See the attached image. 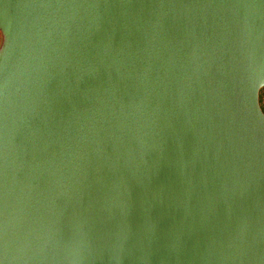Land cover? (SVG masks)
Segmentation results:
<instances>
[{"label": "water", "instance_id": "95a60500", "mask_svg": "<svg viewBox=\"0 0 264 264\" xmlns=\"http://www.w3.org/2000/svg\"><path fill=\"white\" fill-rule=\"evenodd\" d=\"M0 264H264V0H0Z\"/></svg>", "mask_w": 264, "mask_h": 264}, {"label": "rangeland", "instance_id": "374dc122", "mask_svg": "<svg viewBox=\"0 0 264 264\" xmlns=\"http://www.w3.org/2000/svg\"><path fill=\"white\" fill-rule=\"evenodd\" d=\"M259 103H260V106L264 112V89L260 91V94H259Z\"/></svg>", "mask_w": 264, "mask_h": 264}, {"label": "clouds", "instance_id": "9594fccd", "mask_svg": "<svg viewBox=\"0 0 264 264\" xmlns=\"http://www.w3.org/2000/svg\"><path fill=\"white\" fill-rule=\"evenodd\" d=\"M0 43H2V40H0Z\"/></svg>", "mask_w": 264, "mask_h": 264}]
</instances>
